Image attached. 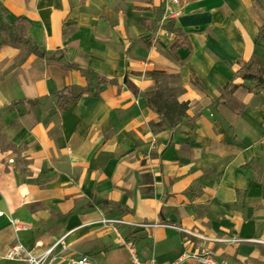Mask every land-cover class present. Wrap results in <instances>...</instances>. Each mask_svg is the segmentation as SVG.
<instances>
[{"label": "crops", "instance_id": "0c3cea01", "mask_svg": "<svg viewBox=\"0 0 264 264\" xmlns=\"http://www.w3.org/2000/svg\"><path fill=\"white\" fill-rule=\"evenodd\" d=\"M180 1L166 21L162 0H1L4 20L24 17L37 45L63 49L81 70L22 54L0 21V110L28 98L43 107L0 148V264H31L28 253L39 258L60 237L41 264L82 255L130 264L112 217L131 222L121 232L144 258L192 251L264 264V90L235 76L241 59L264 66V10L255 0ZM88 68L117 81L87 91ZM155 70L175 75L177 100L189 102L176 125L148 103ZM232 79L245 86L224 102ZM68 86L85 91L60 110L52 99ZM17 242L20 258L4 257Z\"/></svg>", "mask_w": 264, "mask_h": 264}, {"label": "trees", "instance_id": "16d2710c", "mask_svg": "<svg viewBox=\"0 0 264 264\" xmlns=\"http://www.w3.org/2000/svg\"><path fill=\"white\" fill-rule=\"evenodd\" d=\"M6 13V9L3 6L1 0H0V21H1V28L4 30H8L9 33L7 35H10V41L18 46H22V42L26 40L28 47H25L24 49L21 50L22 54L24 52L29 53H35L37 55H40L42 58L46 59L47 62L53 64L56 62L61 63L62 67L65 69H79L81 70L80 66L74 62H70L69 60H65V54L63 49H55L53 51L47 50L45 48H41L39 44L37 45L31 38H27L24 35V32L27 33L29 23L25 18L23 17H18L15 19L14 23H8L6 20H4V16ZM259 36L264 37V23L260 26L259 29ZM64 61H61V60ZM238 64L240 65V68L237 70L235 73V76H240L243 79H248L252 80L255 82V86L253 87H248L251 91H256V90H264V66H253V62H248L243 59L237 61ZM246 67L247 70H242L243 67ZM84 73L90 76L92 79L95 78L98 80V83H111V82H116V78H111L108 79L98 73H95L92 69H83ZM155 73H160V74H167L163 71L155 70L153 74ZM169 75V74H168ZM172 75V74H170ZM198 82V81H197ZM128 86L133 89L135 92H139V89L131 83L129 80H127ZM241 85H244L243 83L239 84L234 81V79L230 80L227 82V84L224 85L220 89L221 91V98L223 99L224 102H227L230 95ZM245 86V85H244ZM71 89L74 88L73 86H68L66 89ZM93 85L92 81H90L85 88L87 91H94L93 90ZM156 88V87H155ZM64 90V89H63ZM85 90H80L76 94H71L69 97L64 99V103L62 106H58V109L64 110L66 109L69 104L73 101H77L82 95ZM61 91L57 92L56 94L61 95ZM62 96V95H61ZM60 96V97H61ZM148 103H150L154 108L157 109V111L161 112L164 117H166L168 124L170 125H176L180 122H182L185 119V114L186 110L189 107V102L184 101V102H179L176 98V93L173 95H170V99H164L163 98V93L156 89L150 92V95L148 97ZM28 102L33 103V102H38L37 99H32L28 98ZM24 100H18L13 102L12 104H18V103H23ZM100 203H102L105 206H110L109 202L106 200H101Z\"/></svg>", "mask_w": 264, "mask_h": 264}, {"label": "built area", "instance_id": "2783aa9c", "mask_svg": "<svg viewBox=\"0 0 264 264\" xmlns=\"http://www.w3.org/2000/svg\"><path fill=\"white\" fill-rule=\"evenodd\" d=\"M164 1L163 7V18L164 20H173L179 16L182 9V1L180 0H162ZM1 213V212H0ZM104 221L110 225V231L117 235L118 242L127 247L130 254V264H180L184 261L192 259L196 261L197 264H224L220 259H217L213 254L207 252H192L184 251L180 257H177L172 262H162L157 261L152 256L142 257L138 252V247H136L135 242L130 238L128 239L122 232L120 225L121 224H130L131 222L127 221L122 217H112L104 218ZM16 229L22 228L20 225H15ZM63 237L58 238V240L53 241L51 244L45 247V252L39 258L32 256L28 253V260L31 264H41L40 261L43 260L46 256L53 255L55 249L62 244ZM36 246L44 247L45 243L38 239L36 241ZM24 248L21 243L17 242L10 247L7 254L4 256L10 260H16L20 258V255L24 252ZM89 256L82 255L78 257H67L65 259V264H89Z\"/></svg>", "mask_w": 264, "mask_h": 264}, {"label": "rangeland", "instance_id": "374dc122", "mask_svg": "<svg viewBox=\"0 0 264 264\" xmlns=\"http://www.w3.org/2000/svg\"><path fill=\"white\" fill-rule=\"evenodd\" d=\"M256 5L259 8H263L264 10V0H255ZM264 12V11H263ZM24 35L27 38H30L29 35L24 32ZM22 46L28 47L26 40L22 42ZM242 70H247L244 66ZM158 84L155 88L160 90L163 93L164 99H170V95L175 94L178 91V88L174 85L177 81L175 75L168 74H160L155 73ZM90 81H92L93 87L99 86L98 80L90 77ZM79 90L76 88L64 89L60 94H56V96L52 99H57V105L62 106L64 103V99L69 97L72 93L76 94ZM61 96V97H60ZM57 97V98H56ZM42 106L38 104V102H26V103H18L11 104L4 110H0V148H8L14 146L12 140L19 132V130L25 125L26 117H29L32 122L35 121V118H38L40 112L42 111Z\"/></svg>", "mask_w": 264, "mask_h": 264}]
</instances>
